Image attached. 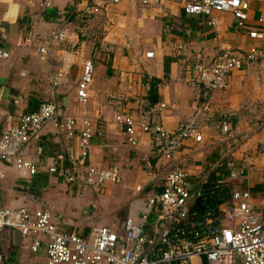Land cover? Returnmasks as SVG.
<instances>
[{"label": "crops", "instance_id": "1", "mask_svg": "<svg viewBox=\"0 0 264 264\" xmlns=\"http://www.w3.org/2000/svg\"><path fill=\"white\" fill-rule=\"evenodd\" d=\"M183 1L165 0V13H155L134 0H121L98 16L81 19L75 14L87 0H55L50 8L39 0L30 6L24 0H0V46L10 49L8 56L0 57V134L22 113L52 99L61 116L77 117L79 126L82 117L89 119L94 134L86 163L116 164L121 177L119 183H106L98 192L66 182L63 173L74 169L80 155L79 129L69 136L48 123L26 148V158L37 166L35 174L0 161V206L48 209L65 231L87 233L99 224L120 232L125 216L144 208L145 198L154 190L149 173L162 168L165 160L146 133L138 134L135 145L129 143L124 126L113 121L114 114L128 111L136 120L156 121L170 130L205 103L208 108L198 118L202 141H188L179 152L184 167L194 170L226 155L234 140L260 124L242 145L248 168L231 180L249 190L262 206L264 58L232 72L223 90L209 91L186 80L195 63L211 62L222 48L255 45L249 30L258 26L264 0H248L250 18L241 27L229 13L222 14L215 27L209 26L203 18L185 14ZM63 23L69 29L67 40L42 56L35 39H46L52 28ZM28 33L32 37L25 43ZM178 44L187 47L186 54ZM147 52L153 56L147 57ZM87 61L93 64V77L87 100L80 103L78 81ZM217 122L229 123L233 138L223 140V132L214 128ZM240 153L241 149L234 153L235 168L241 163ZM57 155L62 156L59 170L51 172ZM30 243L18 231L5 229L0 235L4 264H45L44 246L33 251Z\"/></svg>", "mask_w": 264, "mask_h": 264}, {"label": "built area", "instance_id": "2", "mask_svg": "<svg viewBox=\"0 0 264 264\" xmlns=\"http://www.w3.org/2000/svg\"><path fill=\"white\" fill-rule=\"evenodd\" d=\"M35 0H24L30 6ZM50 8L55 0H39ZM121 0H87L76 12L81 19H89L106 12L108 7ZM141 8L165 13V0H134ZM185 14L199 16L215 27L224 13H229L237 26L248 21V0H184ZM257 27L249 30L255 45L246 49L222 48L214 60L197 62L193 73L187 78L191 86L205 87L209 91L223 90L235 70L247 63L264 58V13L256 18ZM66 24L52 28L37 49L46 56L51 46L67 40ZM31 33L24 38L31 40ZM186 54L184 44L177 45ZM10 49L0 46V57H6ZM152 57V52L146 53ZM93 77V64L87 61L78 81L77 97L80 103L87 100V87ZM207 104L195 106L194 111L179 120L173 129L153 121L136 120L128 111L117 112L115 123L124 126L127 141L137 143L139 133L151 136L156 152L163 158L162 168L150 172L153 192L144 200V208L138 214H127L121 231L107 225H92L87 233L65 231L58 227L48 209L0 206V235L5 229H14L22 238L31 240L30 248L36 251L45 248V264H264V189L262 206L247 189L232 183V177L243 175L247 169V156L242 145L260 129V124L251 127L241 140H234L215 161L194 170L184 167L179 152L186 142L202 141L198 118ZM71 136L79 129L80 155L73 170H65L68 183L100 191L106 183H119L120 170L116 164L100 167L86 163L89 158L90 139L94 132L88 118H81L78 125L75 116H61L54 100H44L38 108L22 113L17 123L2 130L0 134V161L16 168H25L30 175L37 166L26 158L27 145L37 138L46 124ZM214 128L223 132V140L233 138L227 122L214 123ZM100 133V130H98ZM198 147H194L197 150ZM242 151L241 163L235 168L234 153ZM62 160L57 155L49 171H58ZM225 168L227 173L221 169ZM5 256L0 251V264Z\"/></svg>", "mask_w": 264, "mask_h": 264}, {"label": "trees", "instance_id": "3", "mask_svg": "<svg viewBox=\"0 0 264 264\" xmlns=\"http://www.w3.org/2000/svg\"><path fill=\"white\" fill-rule=\"evenodd\" d=\"M155 82H157V80H155ZM151 89H152V84H151Z\"/></svg>", "mask_w": 264, "mask_h": 264}, {"label": "rangeland", "instance_id": "4", "mask_svg": "<svg viewBox=\"0 0 264 264\" xmlns=\"http://www.w3.org/2000/svg\"><path fill=\"white\" fill-rule=\"evenodd\" d=\"M101 34H102V32H101Z\"/></svg>", "mask_w": 264, "mask_h": 264}]
</instances>
